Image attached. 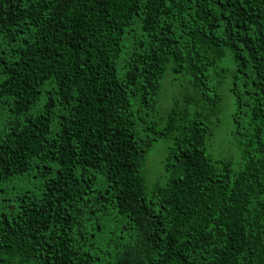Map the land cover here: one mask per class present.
<instances>
[{"label":"trees","instance_id":"16d2710c","mask_svg":"<svg viewBox=\"0 0 264 264\" xmlns=\"http://www.w3.org/2000/svg\"><path fill=\"white\" fill-rule=\"evenodd\" d=\"M0 264H264V0H0Z\"/></svg>","mask_w":264,"mask_h":264},{"label":"rangeland","instance_id":"374dc122","mask_svg":"<svg viewBox=\"0 0 264 264\" xmlns=\"http://www.w3.org/2000/svg\"><path fill=\"white\" fill-rule=\"evenodd\" d=\"M228 56L222 60L224 64ZM168 72L161 81V91L158 99L160 113L164 115L171 106L173 93L177 92V86L169 83ZM232 83V69H228L224 83L220 88L222 101L218 118L214 120L213 136L208 141L207 152L214 160L230 162L232 167L237 169L241 163V147L235 134V125L232 120L234 112L233 95L230 92ZM177 89V90H176ZM175 91V92H174ZM169 141L160 139L148 150L143 167V175L146 180V187L149 191L156 183L163 184L166 181V172L163 161L166 156Z\"/></svg>","mask_w":264,"mask_h":264}]
</instances>
